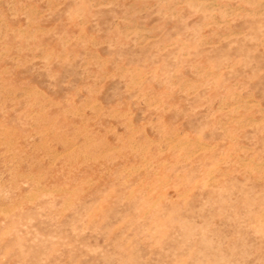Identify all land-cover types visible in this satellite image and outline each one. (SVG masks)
I'll return each mask as SVG.
<instances>
[{
  "label": "rangeland",
  "instance_id": "1",
  "mask_svg": "<svg viewBox=\"0 0 264 264\" xmlns=\"http://www.w3.org/2000/svg\"><path fill=\"white\" fill-rule=\"evenodd\" d=\"M0 264H264V0H0Z\"/></svg>",
  "mask_w": 264,
  "mask_h": 264
}]
</instances>
